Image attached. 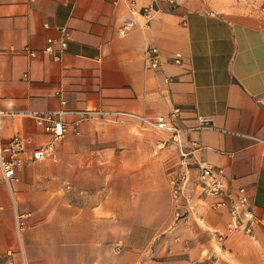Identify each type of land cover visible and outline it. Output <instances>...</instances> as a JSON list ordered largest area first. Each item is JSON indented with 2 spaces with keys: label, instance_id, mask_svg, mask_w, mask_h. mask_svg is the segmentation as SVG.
Segmentation results:
<instances>
[{
  "label": "crops",
  "instance_id": "obj_1",
  "mask_svg": "<svg viewBox=\"0 0 264 264\" xmlns=\"http://www.w3.org/2000/svg\"><path fill=\"white\" fill-rule=\"evenodd\" d=\"M132 1L0 0V148L16 131L43 136L31 112L58 108L99 110L59 117L104 142L57 146L59 161L25 164L10 184L0 170V264H264V145L253 137L264 138V0ZM61 26L71 36L54 58L44 47ZM174 107L181 131L158 141L134 115ZM183 154L247 188L260 218L252 235L219 242L210 231L223 229L226 209L195 195L177 209L169 176L161 193L153 169ZM158 196L167 215L153 235Z\"/></svg>",
  "mask_w": 264,
  "mask_h": 264
},
{
  "label": "built area",
  "instance_id": "obj_2",
  "mask_svg": "<svg viewBox=\"0 0 264 264\" xmlns=\"http://www.w3.org/2000/svg\"><path fill=\"white\" fill-rule=\"evenodd\" d=\"M131 2L133 3L132 0ZM152 8V4L142 5L141 12L148 16ZM255 9L264 16L263 3L256 6ZM132 24V20L126 21L120 27V32H125ZM60 30L62 36L60 38L48 36L47 44L44 47L45 51L53 53L54 58L59 57V53L65 48L66 39L71 36V32L66 26H61ZM55 43L57 44L56 48L53 47ZM147 53L150 58L149 65L157 67L159 65L157 48L154 46L150 47ZM174 59L176 62H180L181 54L177 52ZM67 112L87 117L100 111L95 108L33 110L31 115L37 126L41 128L43 136L24 135L16 131L0 148V170L3 179L7 183L10 184L12 179H18L16 175L17 170L29 162L46 158L56 160V148L59 142L70 131L76 134L80 132V120L65 121L59 117V114ZM178 112L179 107H174L167 116L162 114L150 117L142 114L134 115L141 120L146 128L170 132L175 137L181 131L174 123ZM3 113V110L0 109V116ZM204 126L206 124L198 123L194 127L201 128ZM223 131L233 132L226 129H223ZM253 137L264 145V138ZM193 170H195L194 177L192 175ZM169 183L171 196L177 202V208L179 209L182 206L179 200L181 198L187 199L192 195L200 199L201 203H204L209 209H226L227 219L223 229L213 230L219 242H222L228 235L236 232L252 235L255 224L260 221V218L255 213L254 204L247 188L243 185H231L225 168L221 165L213 164L206 158H200L191 164L186 160L185 154H183L169 171ZM190 208L191 206L185 207L180 215H183L185 211H189ZM23 222V219L19 217V225H23Z\"/></svg>",
  "mask_w": 264,
  "mask_h": 264
},
{
  "label": "rangeland",
  "instance_id": "obj_3",
  "mask_svg": "<svg viewBox=\"0 0 264 264\" xmlns=\"http://www.w3.org/2000/svg\"><path fill=\"white\" fill-rule=\"evenodd\" d=\"M143 131H147V130H143ZM153 136H157V141L162 138L160 135L163 134L161 131H158V130H150L149 131ZM103 140L97 136H82L81 134H71L67 137H65L64 139H62L58 146H63V145H75V146H82V145H99V144H103ZM45 160H49V161H52V162H56L57 160L59 161L60 158H57L55 161L53 160H50V159H45ZM33 162V161H32ZM31 163V162H29ZM27 163V164H29ZM174 163L175 161H170L167 165H165L164 169H162V172H160L161 170H157L156 168L153 169V174L155 175H159V177H163L164 178V182L162 185L159 184V188L161 190V193H164L165 191V180H167L168 176H169V171L170 169L174 166ZM139 186H142L141 184L140 185H135L134 188L136 190H139ZM123 185L121 186L120 184V188H122ZM171 193V192H170ZM172 197V196H171ZM154 198V197H153ZM158 201L155 202L153 201V204H152V223H151V229L153 230V235H154V231L157 229V227H159L158 225L162 222V220L166 217L167 215V208L165 206V204L163 203L162 200V196H158ZM173 207V208H172ZM175 204L174 206H170L169 209L171 211V214H174L175 216ZM178 209V208H177ZM183 215L185 216L186 215V212L183 213ZM177 216V215H176ZM139 217H137V221H138ZM137 225H138V222H137ZM213 233V229L210 231ZM158 234V233H157ZM140 237H143V234L142 233H137V240L140 239ZM154 239H158V235L154 238ZM213 257V255H212ZM1 261H3V258L0 257V263ZM202 264V261L200 262Z\"/></svg>",
  "mask_w": 264,
  "mask_h": 264
},
{
  "label": "water",
  "instance_id": "obj_4",
  "mask_svg": "<svg viewBox=\"0 0 264 264\" xmlns=\"http://www.w3.org/2000/svg\"><path fill=\"white\" fill-rule=\"evenodd\" d=\"M208 121L207 120H203V123H207Z\"/></svg>",
  "mask_w": 264,
  "mask_h": 264
}]
</instances>
